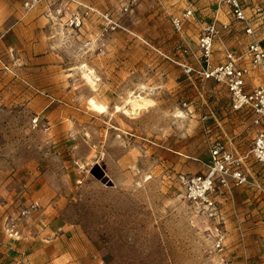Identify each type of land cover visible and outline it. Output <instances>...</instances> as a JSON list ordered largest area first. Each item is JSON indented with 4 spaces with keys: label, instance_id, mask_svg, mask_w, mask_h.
Listing matches in <instances>:
<instances>
[{
    "label": "rangeland",
    "instance_id": "1",
    "mask_svg": "<svg viewBox=\"0 0 264 264\" xmlns=\"http://www.w3.org/2000/svg\"><path fill=\"white\" fill-rule=\"evenodd\" d=\"M83 1L115 28L104 30L97 14L67 28L54 12L62 0L29 11L23 0H0V233L29 209L45 173L67 220L101 243V264H217L213 223L162 177L199 172L220 132L209 115L230 119L229 134L239 126L227 87L204 80L177 49L163 0H136L126 11L127 0ZM138 96L150 103L133 110ZM255 217H241L244 251L227 252L234 264H259L247 244Z\"/></svg>",
    "mask_w": 264,
    "mask_h": 264
},
{
    "label": "built area",
    "instance_id": "2",
    "mask_svg": "<svg viewBox=\"0 0 264 264\" xmlns=\"http://www.w3.org/2000/svg\"><path fill=\"white\" fill-rule=\"evenodd\" d=\"M39 1L23 0L22 5L29 11ZM67 1L74 4L72 9L63 6L54 10L55 15L63 20L67 28L80 29L92 13H96L103 20L104 30L115 28L108 13L96 12L91 6L78 1ZM135 1L127 0L123 10L126 11ZM222 14H226L229 19L225 22L221 21L219 16ZM189 19H193L199 25V36L195 46H192L184 35V28ZM170 22L181 37L182 42L177 45V49L196 62L199 70L195 72L204 80L223 82L230 93L231 108L234 111L244 110L252 113L254 115L252 123L256 125L264 123V80L251 90H245L246 83L251 80L254 70L264 78V44L258 38L256 30L259 25L264 24V4H261L260 0H215L212 18L207 23L195 15L192 7L184 9L181 15H170ZM234 25H239L246 37L243 53L236 54L235 51H229L224 47L226 62L213 66L210 59L214 42H219L223 46L224 35H230ZM243 57L249 60L247 64L239 63ZM190 70L191 67L188 68V71ZM248 155L264 169V130L255 135L246 156L236 154L230 145L217 141L209 149V161L203 171L190 173L170 170L162 177L169 187L178 190L187 202L195 205L213 223L211 236L214 241L213 248L217 253V264H234L227 257L226 234L219 226L223 219L220 199L231 200L232 190L237 187L255 188L264 192V187L246 170L245 159ZM37 207L38 202L33 201L29 209L19 212V218L11 219L5 227L6 235L11 238L17 237L19 219L26 218ZM236 230L239 242L243 246L244 233L241 221L237 218Z\"/></svg>",
    "mask_w": 264,
    "mask_h": 264
},
{
    "label": "crops",
    "instance_id": "3",
    "mask_svg": "<svg viewBox=\"0 0 264 264\" xmlns=\"http://www.w3.org/2000/svg\"><path fill=\"white\" fill-rule=\"evenodd\" d=\"M73 1L88 4L83 0ZM163 1L166 4V11L173 15H181L184 9L192 7L195 15L200 17L201 21L205 23L212 18L215 2V0ZM41 3H44V1H41ZM61 3L69 8L74 6L73 3H69L66 0H62ZM260 3L264 4V0H260ZM96 8H94L96 12H104ZM162 8L164 7L162 6ZM247 13L249 14V10ZM94 15L96 13H92L90 19ZM219 19L225 22L229 17L226 14H222ZM184 29L185 38L190 41L192 46H195L199 36V25L193 19H189ZM256 30L258 38L264 44V24L259 25ZM222 42L223 46L219 42L214 43L219 52L212 54V58L219 59L220 62L225 61L224 47L229 51H235L236 54L243 53L246 46V37L239 25H234L231 34L224 35ZM248 61L246 57H243L239 63L247 64ZM262 80L264 78H262L261 74L256 70L253 71L251 82L249 81L250 83L246 86V90L249 91L253 86L261 84ZM236 113L237 115L233 118V121H236L239 126L230 134L227 133L229 125L226 124L230 119L225 117L216 119L213 114L208 117H213L220 129V132L218 130L216 132L215 142L218 141L225 145H230L236 154L246 156L251 146L243 148L241 143L247 140L249 136L253 141L255 135L259 131L264 130V123L259 125L252 123L254 115L244 110L236 111ZM206 129L210 132L209 127ZM250 132H252V135ZM85 157L89 160V156ZM82 161L84 160L82 159ZM208 161L209 151L206 160L198 161L200 163L198 170L203 171ZM245 167L248 173L256 181H260L261 186L264 187L262 168L254 162L250 155L245 159ZM176 169L180 171V169ZM182 170L186 169L183 168ZM44 175L45 173L37 175L33 182L34 192L32 200L38 202V207L31 211L26 218L21 219L18 225L17 237L11 238L6 234L0 233V264H101V243L89 239L77 225L67 220L62 210L64 198L56 196V193L50 191L51 189L47 186ZM49 192L52 194L50 195ZM220 200H222V230L226 234L227 252L235 251L236 254H233L232 257L242 255L244 250H242L239 241H237L238 234L233 224L236 218L242 222L241 217L248 211L256 217L253 218L254 227L247 235V244L255 247L257 253H253V256L256 255L258 257L259 264H264V192L255 188L237 187L232 190L231 200H226L225 198ZM233 241L234 243L232 244L231 242ZM235 245L236 247L232 248ZM253 247H250L248 251H252ZM252 260L255 261L254 259ZM245 264H247L246 261Z\"/></svg>",
    "mask_w": 264,
    "mask_h": 264
},
{
    "label": "bare ground",
    "instance_id": "4",
    "mask_svg": "<svg viewBox=\"0 0 264 264\" xmlns=\"http://www.w3.org/2000/svg\"><path fill=\"white\" fill-rule=\"evenodd\" d=\"M91 73V72H90ZM83 79L86 80V82L91 86V87H95V81L93 79V77H91V75L88 72L83 73ZM85 82V83H86ZM88 85V86H89ZM96 88V87H95ZM150 103V101H148V99H144L143 97L138 96L137 99L131 100V105H132V109H141L146 107L148 104ZM129 115V114H128Z\"/></svg>",
    "mask_w": 264,
    "mask_h": 264
}]
</instances>
